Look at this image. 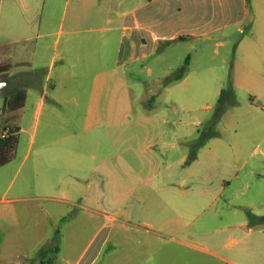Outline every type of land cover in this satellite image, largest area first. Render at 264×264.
<instances>
[{
  "label": "rangeland",
  "instance_id": "374dc122",
  "mask_svg": "<svg viewBox=\"0 0 264 264\" xmlns=\"http://www.w3.org/2000/svg\"><path fill=\"white\" fill-rule=\"evenodd\" d=\"M66 1L63 27L56 9L38 39L51 47L36 74L0 77V109L27 93L15 157L0 167V264H264V221L252 214L264 206V55L224 66L214 45L206 56L180 46L136 59L132 29L72 23ZM72 28L67 48L83 55L64 76ZM188 59L195 74L213 67L206 86L175 80Z\"/></svg>",
  "mask_w": 264,
  "mask_h": 264
},
{
  "label": "crops",
  "instance_id": "0c3cea01",
  "mask_svg": "<svg viewBox=\"0 0 264 264\" xmlns=\"http://www.w3.org/2000/svg\"><path fill=\"white\" fill-rule=\"evenodd\" d=\"M62 2L63 0H0V63L7 60L12 65L10 74L17 70L15 66L23 70L30 69L31 74L35 73L33 69L36 57L38 54L45 56L47 47H51V44L39 43L38 39L44 38L46 42L47 37L52 35L54 14H60ZM66 16V8L59 17L56 16L62 27ZM71 16L72 23L77 24L99 19L106 23L121 21L122 29H132L135 36L142 40V52L137 54L136 59L150 57L154 51H159L161 55L170 47L180 46L206 56L211 55V46L214 45L213 55L221 56L224 66L230 63L228 57L231 56L249 67L250 57L264 55V0H75ZM60 30L63 31V28ZM77 31L75 28L71 29L73 35L68 37L67 45L61 51L64 76L80 68L78 62L82 60L81 50L77 51L76 61L72 58L74 51L67 48L71 41H77ZM58 42L59 39H56V45ZM42 47L45 48L44 52ZM87 52L94 55V50ZM56 57L57 53L53 55L51 65ZM186 65L175 80L206 86L210 78L207 73L213 71V67L210 64L199 66V72L203 73L195 74L197 70L193 67V60L188 59ZM148 69L152 74V67L149 66ZM108 73L111 71L104 70L103 79L100 83L97 79L95 87L106 85ZM228 80L219 81L220 96ZM47 93L45 85L38 99L39 113L44 108ZM263 140L264 136L258 146L262 145ZM261 151L264 155V146ZM223 182L228 186L232 180L225 178ZM11 183L6 191L10 189ZM10 212L13 213V209L6 210V217ZM252 213L264 215V206L252 210ZM89 264H94V258Z\"/></svg>",
  "mask_w": 264,
  "mask_h": 264
},
{
  "label": "trees",
  "instance_id": "16d2710c",
  "mask_svg": "<svg viewBox=\"0 0 264 264\" xmlns=\"http://www.w3.org/2000/svg\"><path fill=\"white\" fill-rule=\"evenodd\" d=\"M10 63H0V77L7 79L9 70L11 68ZM227 92V89H223L220 100L223 99ZM27 93L25 88H16L10 96L4 98L3 105L1 107L0 116L2 119V134L0 136V167L9 163L16 154L18 146V131L20 130L19 121L22 115V109L26 103ZM196 157V155H194ZM264 221V215H256Z\"/></svg>",
  "mask_w": 264,
  "mask_h": 264
}]
</instances>
